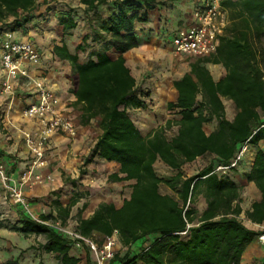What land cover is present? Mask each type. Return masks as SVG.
Here are the masks:
<instances>
[{
  "label": "trees",
  "instance_id": "obj_1",
  "mask_svg": "<svg viewBox=\"0 0 264 264\" xmlns=\"http://www.w3.org/2000/svg\"><path fill=\"white\" fill-rule=\"evenodd\" d=\"M80 2L85 5L81 42L73 53L65 44L55 45L53 52L71 66L70 93L81 104L82 122L98 118L100 134L87 163L95 157L116 162L118 170L110 173L107 181L133 182L129 197L119 207L103 201L84 218L81 214L88 202H83L76 211L75 231L90 238L99 233L102 239L116 232L125 250H117L112 263L244 264L242 254L259 231L239 219L241 186L228 173L237 166L224 173L215 167L228 166L244 144L256 146L264 139V53L258 46L264 36V0L224 3L231 9L229 34L220 37L214 54L191 62L189 72L173 81L177 97L167 102L166 109L177 117L166 119L146 135L128 110L145 109L148 91L136 87L123 53L137 44L136 24L147 20L156 0ZM36 4L37 0H0V22L14 17L2 30H15L27 22ZM100 5H106L107 17L98 11ZM77 15L72 10L59 12L58 24L64 31L75 30ZM87 48L86 59L79 62V52ZM112 52L118 55L113 57ZM205 61L221 63L227 70L225 76L215 81L202 64ZM222 98L232 100L236 107L232 120L225 116ZM213 119L217 127L206 133L203 126ZM201 158L208 162L196 174L185 176L183 166ZM158 161L172 173L160 176L155 169ZM67 180L76 184V180ZM246 180L261 192V199L251 204L246 216L261 224L264 150L256 151ZM160 184L173 193H161ZM198 195L206 202L200 213L192 206ZM81 197L75 193L64 205L55 198L49 213H41L37 219L22 216V224L11 228L25 237L43 234L46 240L37 247L51 254L57 264H79V258L69 253L71 240L41 221L52 218L66 224ZM187 223L192 225L186 234H180ZM86 264H94L90 256Z\"/></svg>",
  "mask_w": 264,
  "mask_h": 264
},
{
  "label": "crops",
  "instance_id": "obj_2",
  "mask_svg": "<svg viewBox=\"0 0 264 264\" xmlns=\"http://www.w3.org/2000/svg\"><path fill=\"white\" fill-rule=\"evenodd\" d=\"M197 1L198 0H156L154 7L148 11L147 20L136 24L134 34L137 44L123 53L125 63L136 79V87L143 90H148L152 84L149 82L150 80H145V77L143 76V74H145V68H142L146 61L152 57L148 50L150 46H156V48L161 51V59L166 64L167 62H173L171 72L164 69L162 79L156 82L157 90L152 93L154 102H156L155 105L151 107L152 110L145 112L147 107L145 109L136 108L128 110L129 113H133L134 118L131 117V114L129 115L135 124L137 123L136 125L143 135L148 134L158 126L163 125L166 119L177 117L175 114L168 115L166 113L170 112L166 109L167 102L175 101L177 97V91L173 86V81L180 79L185 73L189 72L191 62H194L198 58L204 59L209 57H195L184 54L175 55L170 45V40H168L169 36H171L175 30L190 23L192 12ZM226 1L227 0L223 1L226 21L223 35L229 34V26H231L232 23L229 16L231 9L224 4ZM72 7L74 6L70 5L67 0H37L35 9L30 13L31 18L15 29V36L18 39L32 41L42 52V62L40 66L35 67L28 63H24V68L32 77H44L46 79L47 84L59 96L61 103L67 105L70 110H73L75 122L79 128L78 136L75 139H70L60 134L53 136V148L46 157V166L37 169V172H40L43 175L42 179L38 181L32 179L31 184L23 188V193L29 202L31 213L28 214L26 211L24 212L22 210L21 206L15 205L13 209L16 211L10 215L16 220H22V216H29L32 219H37L39 214L45 213V209H48V212L51 211L52 206L50 208L48 205H51L53 199L58 198L64 205L68 201V197H70V190H80V186L72 185L68 182V176L64 179L60 176L61 170H59V167L60 165H63L65 166V169H75L73 164L74 160H72V158L66 160V158L68 154L76 155V146L79 141L85 140V137L83 138L85 135L84 131L89 126V123L95 121V124H97L93 145L100 134L98 118H92L85 124L82 122L81 104L75 102V97L70 93L71 82L69 80V75L71 74V66L68 61L59 59L53 52V47L55 45L61 46L62 44H65L67 45L68 50L73 53L74 46L81 42V39L76 43L72 40L76 29L64 31L62 25L58 24L57 14L59 12L72 10L73 13L76 12L78 14V17L81 13H84L85 5L82 4L80 0H77V9H73ZM98 11L103 17H107L106 5H100ZM13 19L14 17H9L5 21L0 22V38L4 31L2 28L4 29L5 25L12 22ZM81 20L84 24L83 16L77 18V28H79ZM112 54L113 57L118 55L116 52H112ZM82 61L83 59L79 58V62ZM202 64L206 67L215 81L224 77L227 72L226 68L221 63L205 61L202 62ZM4 78L5 71L3 70L0 61V83ZM34 98L35 95L27 85L26 78L20 79V84L16 88L15 99L12 102L9 101L7 96L0 95V156L6 162L9 172L14 173L15 175L26 170L30 163L31 156L23 142L21 130L31 128L34 126V123L30 120L24 119L21 115V111L24 106ZM198 98H200V96ZM222 102L224 104L226 118L232 120L236 113V107L233 101L227 98H222ZM157 110H161V113L165 114L163 120L158 118V121L156 122L155 115ZM261 116L264 117V115ZM203 127L206 133H210L216 129L217 120L213 119L212 121L205 123ZM68 145H70V148ZM258 149L264 150V139L260 140L256 146L250 144L246 145V150L241 157L240 163L236 168L229 172V176L241 186L240 206L242 211L239 215V219L242 220L248 228L259 231L260 234L264 231V222L261 224L254 223L246 216V212L250 210L251 204L261 199V192L256 185L253 182L246 180V174L251 168L254 155ZM211 158L212 155H209V162ZM94 159L99 161L102 170L109 169V171L106 174V182L103 183L105 187L101 188L99 186V189L95 192V196H90L89 200H87L88 205L81 214L84 218L90 216L97 204L103 201L113 202L116 207H119L122 204L123 199L129 197L131 192L130 185L133 182L107 181V176L110 173L117 171L119 165L116 162H108L98 159L97 157ZM54 162L55 165L52 164ZM114 165H116V168ZM92 167L94 168L95 166ZM102 170L100 171L102 172ZM85 173L84 179L86 180L82 183L84 185L85 183H92L91 181H88L90 177L87 178V176H90V172L87 170ZM46 176H50L51 180L47 179ZM70 177L73 178V176ZM99 181L101 182V179H99ZM53 192H57V194L53 196ZM111 192H114L113 195ZM1 194H4V192L0 186V196ZM120 196H122L123 199L119 204H116L114 202V197L119 199ZM205 207L206 202H204L203 208L198 212L200 213ZM72 215H74L73 210H71L69 218H71ZM21 224H18L16 227H19ZM11 227L13 226L6 227L0 225V264H57V261L51 254L38 249V243H35L33 240L36 235L25 237L19 231L12 229ZM94 237L102 238V235L95 233ZM71 244L73 243L71 242ZM116 248L118 251L125 249L122 248L121 244H118ZM33 252L39 254L43 252L47 255V258L41 259V255L38 260L35 258L32 259L31 257L34 255L32 254ZM69 253L70 255L79 258V264H86L87 258L90 256L88 250L82 251L80 248L73 246H71ZM20 254H26V256L22 261L17 263L15 260ZM241 261L244 264H264V244L259 241L258 235L255 236L251 243L246 247L242 254Z\"/></svg>",
  "mask_w": 264,
  "mask_h": 264
},
{
  "label": "built area",
  "instance_id": "obj_3",
  "mask_svg": "<svg viewBox=\"0 0 264 264\" xmlns=\"http://www.w3.org/2000/svg\"><path fill=\"white\" fill-rule=\"evenodd\" d=\"M224 0H198L192 12L190 23L184 25L171 35L170 45L175 55L206 57L214 54L219 46L220 37L224 34L226 25ZM0 61L5 78L0 83V95L7 96L10 102L15 99L16 88L21 78L27 79V85L33 91L35 98L27 103L21 111L24 119L34 123L31 128L21 130V136L31 156L29 167L15 175L9 172L6 162L0 156V186L5 199L31 213L29 202L23 193V188L31 184V180H41L43 175L37 169L46 166V157L52 150V138L55 135H64L70 139L78 136L79 128L75 122L73 110L63 105L59 96L47 84L44 77H32L24 68V63L38 67L42 62V52L30 40H21L15 36V30L7 28L0 38ZM244 144L235 159L228 165H217L216 171L225 172L236 167L246 150ZM51 180L50 176H46ZM58 232H63L76 245H85L94 264H121L112 263L120 244L118 236L113 233L98 242L94 238L84 237L74 231L61 227L59 221H41ZM192 224L187 223L186 234ZM259 241L264 244V231L258 234Z\"/></svg>",
  "mask_w": 264,
  "mask_h": 264
},
{
  "label": "rangeland",
  "instance_id": "obj_4",
  "mask_svg": "<svg viewBox=\"0 0 264 264\" xmlns=\"http://www.w3.org/2000/svg\"><path fill=\"white\" fill-rule=\"evenodd\" d=\"M67 1L70 3V5L74 6V7H72L73 9H77V0H67ZM81 16H84V14L81 13V15H79V17L81 18ZM79 17H78V15L76 16V18H79ZM84 32H85V29H84V26H83V23L81 20L79 28H77L75 30V34H73V38H72L73 42L74 43L78 42V40L81 39ZM170 37L171 36H169L168 40H170ZM258 46H259L260 50L262 51V53H264V36L261 37L260 41L258 42ZM89 50H90V48H87L84 53L79 52L80 58L86 59L87 52ZM148 50H149L150 55L152 57H150V59L148 61H146V63L144 64V66L142 68H145V74H143V76L145 77V80L146 81L150 80L149 82H151L152 84L148 90H145V91H148L147 95L144 96L145 101L147 102V110L145 112H147L148 110H152L151 107L153 105H155L156 101L154 102L152 93H154L157 90V83L156 82L162 79L163 70L165 69L166 71L171 72V68L173 67V62H169V63L167 62V64H166L164 61H162L161 51L158 50V48H156V46L152 45L149 47ZM166 113L168 115H173V113H169V112H166ZM129 114H131V117L134 118L133 113L130 112ZM164 114L165 113H161V110H157L156 115H155L156 122L158 121V118H161V120H163ZM95 123H96L95 121L89 123V126L84 131L85 135L83 136V138L85 137V140H81L78 142L76 149H75L76 155H73V154L67 155L66 160H68L69 158H72V160H74L73 164L75 166V169L73 170L72 168H70L68 170V169H65V166H63V165H60V167H59V170H61L60 176H62L63 179L68 176L70 179L76 180L75 185L80 186V190H78V189H77V191L70 190V192H71V193H69L70 197L75 193L81 194V196H82L81 199L79 200V202L77 203V205L72 209L74 212V215H72V217L66 221V224H61V227L68 230V231H74L75 230V226H76L75 219H76V210H77L76 208H79L83 202L89 200L90 196L94 197L96 194L95 193L96 190L99 189V186L101 188L105 187V185L103 183L106 182L105 181L106 174L109 171V169L102 170V167L99 165V161L97 159H92L89 163H87V160L91 156L92 148H93L92 147L93 140L95 139L94 134H95L96 129H97L96 128L97 124H95ZM91 137H93V138H91ZM68 146L70 148V145H68ZM207 162H208V159L201 158V159L195 160L194 162L185 164L182 168L184 175L189 176V175L196 174L198 172V170L202 166H204ZM52 164L55 165V162ZM88 165H89V167H88ZM92 166H95V167L93 168ZM114 166L116 168V165H114ZM155 169L160 176H164V175H168V174L172 173V170L169 167L165 166L163 163H161L159 161L156 162ZM87 170L90 172V176H87V178L90 177L88 179V181H91L92 183L89 182V183H85V185H84L82 182L86 179H84V174H81V172L82 171L87 172ZM100 170H102V172ZM85 174H87V173H85ZM70 176H73V178H71ZM99 179H101V182L99 181ZM159 190L161 193H169V194L173 193L165 184H160ZM113 193L114 192H111L112 195H113ZM56 194H57V192H53V196ZM70 197H68V198H70ZM114 198H115L114 202L116 204H119L121 202V200L123 199L122 196H120L119 199L117 197H114ZM204 202H205V199L203 198V196L198 195L196 197L195 201L192 203V206H194L198 211H200L204 206ZM14 206H15L14 204L8 202L5 199L4 194H1V196H0V225L10 227V226H18V224L22 223V220H18V219L16 220L13 217H11V215H10L11 213L16 211L15 209H13ZM48 206L51 208L52 205H48ZM45 213H49L48 209H45ZM48 220L53 221L52 218H49ZM60 233L64 234L61 231H60ZM94 239L97 240L98 242H100L102 240V238H100V237H94ZM33 240L35 243H44L46 239H45L43 234H39V235H36V237H34ZM72 243H73L72 244L73 247H78L82 251L88 250L85 245H82V247H81L79 245H76L74 242H72ZM140 245H141V241L139 240L135 244V246L138 247ZM124 250L125 249H121V250H119V252L120 251L122 252ZM26 254L18 255L16 257L15 262L18 263V262L22 261L25 258ZM32 254H34L31 257L32 259L35 258L38 260L41 255H42L41 259L47 258V255L43 252L40 254L37 252H33ZM91 260H92V258H91ZM83 262H84V260H83Z\"/></svg>",
  "mask_w": 264,
  "mask_h": 264
}]
</instances>
